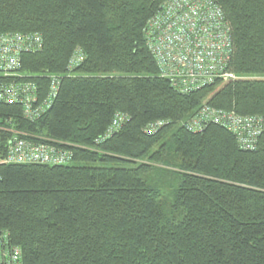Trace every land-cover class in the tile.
I'll list each match as a JSON object with an SVG mask.
<instances>
[{"label":"trees","instance_id":"trees-1","mask_svg":"<svg viewBox=\"0 0 264 264\" xmlns=\"http://www.w3.org/2000/svg\"><path fill=\"white\" fill-rule=\"evenodd\" d=\"M169 1L0 0V35L40 43L0 85L33 82L40 101L59 81L34 121L0 104V127L73 152L62 166L7 164L0 132V248L21 264H264V132L248 149L225 127H187L204 106L264 118V0H211L230 27L233 79L188 93L147 45ZM117 114L126 121L104 139Z\"/></svg>","mask_w":264,"mask_h":264},{"label":"built area","instance_id":"built-area-1","mask_svg":"<svg viewBox=\"0 0 264 264\" xmlns=\"http://www.w3.org/2000/svg\"><path fill=\"white\" fill-rule=\"evenodd\" d=\"M146 40L160 77L167 79L180 93L199 89L215 79H233V75L225 70L232 51L230 27L221 8L211 0H170L149 21ZM38 48L40 43L35 36L0 35V74L6 78L18 76L22 53ZM81 61L77 53L70 64ZM48 79V91L40 101L38 87L33 82L0 85V104L21 106L22 114L28 121L40 118L52 106L58 91V78ZM125 121L124 115H115L104 139L116 132ZM207 124L227 128L235 135L239 145L248 149L252 147L253 139L264 132V118L239 117L232 112L207 106L189 120L187 127L200 132ZM162 126V122L151 123L145 133L153 135ZM50 143L35 142L26 133L16 131L7 143L4 162L62 166L72 161L73 152L65 147L67 144ZM0 255L4 259L0 264H21L18 248L8 253L0 248Z\"/></svg>","mask_w":264,"mask_h":264},{"label":"rangeland","instance_id":"rangeland-1","mask_svg":"<svg viewBox=\"0 0 264 264\" xmlns=\"http://www.w3.org/2000/svg\"><path fill=\"white\" fill-rule=\"evenodd\" d=\"M0 132H3V133H8V135L10 134V137L8 138V141L14 137V133L16 131H12L11 129H8V128H4V127H0ZM8 143V142H7Z\"/></svg>","mask_w":264,"mask_h":264}]
</instances>
